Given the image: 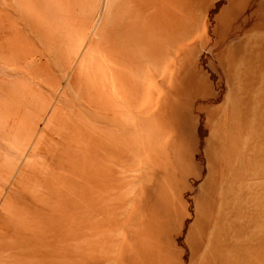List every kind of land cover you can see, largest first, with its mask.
Here are the masks:
<instances>
[{"label":"rangeland","instance_id":"obj_1","mask_svg":"<svg viewBox=\"0 0 264 264\" xmlns=\"http://www.w3.org/2000/svg\"><path fill=\"white\" fill-rule=\"evenodd\" d=\"M33 2L0 0V264L43 226V264H213L237 191L223 253L264 239V0H185L145 57L94 48L119 0Z\"/></svg>","mask_w":264,"mask_h":264},{"label":"crops","instance_id":"obj_2","mask_svg":"<svg viewBox=\"0 0 264 264\" xmlns=\"http://www.w3.org/2000/svg\"><path fill=\"white\" fill-rule=\"evenodd\" d=\"M187 3L185 0H119V3L113 6L111 4L109 7L108 15L100 28L102 30L101 34L99 32L100 40L95 43H98L99 49L102 51L107 50L111 54L118 53L120 57H128L135 53L145 57L146 51H153L151 48L170 46L168 45L170 43L175 44L178 37L181 36L179 29L184 24L182 11ZM237 184H239L238 178L230 181L228 185ZM257 218L258 216L254 220ZM254 220H250L248 216L247 223L255 225ZM257 226L262 228L263 224L259 223ZM253 227L247 229V233L250 235L246 241H238L237 235H235V243L241 247L231 250V262L235 264H264V239L259 238L256 241V239L251 240L250 238L252 233L262 230L256 228L257 231L254 232L252 231ZM260 240L263 241L259 242ZM227 243L221 242L225 245ZM209 246L213 252L216 251L215 255H212L213 264H219L223 257V251H227V249L221 246L220 242L210 243ZM233 252H235V256ZM243 253L252 254V257L240 258Z\"/></svg>","mask_w":264,"mask_h":264},{"label":"bare ground","instance_id":"obj_3","mask_svg":"<svg viewBox=\"0 0 264 264\" xmlns=\"http://www.w3.org/2000/svg\"><path fill=\"white\" fill-rule=\"evenodd\" d=\"M27 1V0H26ZM33 1H36V0H30V5L34 2ZM40 1V0H39ZM46 27V26H45ZM44 27V28H45ZM101 31L100 30V34H101ZM63 34V33H62ZM64 36V35H63ZM152 46V45H151ZM7 47V46H6ZM98 43L94 44V48L96 50V48H98ZM135 48V47H134ZM93 54V53H92ZM21 55V54H20ZM97 58V56H96ZM100 61V60H99ZM96 69V68H95ZM91 73V72H89ZM78 75V74H77ZM81 75V74H80ZM89 75V74H88ZM98 75V74H97ZM86 77V76H85ZM98 77V76H97ZM77 78V77H75ZM82 78V77H81ZM77 80V79H76ZM83 81V80H82ZM84 82V81H83ZM81 83V82H80ZM113 86V85H112ZM117 87V86H116ZM102 88V87H101ZM104 89V88H103ZM86 93V92H85ZM89 94V93H88ZM94 94V93H93ZM101 94V93H100ZM260 96V95H259ZM111 100V99H110ZM114 101V100H113ZM261 103V102H260ZM97 104V107L100 106ZM95 104V106H96ZM113 104V103H112ZM111 105V104H110ZM114 108V107H113ZM114 110V109H113ZM264 111V110H263ZM257 134V133H256ZM255 134V135H256ZM259 135V134H258ZM257 137V136H256ZM257 147V145H256ZM260 148V146L258 147V149ZM263 148V147H262ZM261 148V149H262ZM252 149V148H251ZM257 149V148H256ZM260 149V150H261ZM255 150V149H254ZM259 150V151H260ZM252 151V150H251ZM255 152V151H254ZM260 153V152H259ZM249 155V154H248ZM260 156V155H259ZM253 158H256L255 156ZM259 159V158H258ZM264 161V159H263ZM260 163V162H259ZM255 166V165H254ZM253 166L252 163H249V166H248V170L247 172L248 173H251L253 176H256L255 173H258V171L256 170V168ZM262 166V165H261ZM263 170V169H262ZM258 174H261V173H258ZM244 179V176L243 174H241L240 176H238V181L239 183ZM256 182V181H255ZM20 185V183H19ZM235 185H230L229 186V189L231 190ZM33 187V186H32ZM238 187V190L240 188V185L238 184L237 185ZM228 199H229V203H228ZM235 200H238V191L237 193H231L229 195V197H227V205H226V209H225V217H224V223H223V227H222V230H224V236L226 237L225 240L222 241V236H221V241L222 242H227L228 239H229V234H230V230H231V221L232 219L235 217V214L238 215V213H240V209L238 208L237 206V212L234 213V211H232V208H231V204L233 201ZM22 210V209H21ZM77 211V210H76ZM241 214L243 215V211H241ZM24 215V214H23ZM18 219V221H22V214L20 215V213L17 214V216L15 217ZM255 219V218H254ZM258 219V218H257ZM256 219V220H257ZM42 220L45 221L44 217H42ZM259 223H255V226L257 227ZM245 228H247V224H238L237 227H236V231H237V238H238V241H246L242 238V231H243V234H244V230ZM244 229V230H243ZM49 230H47V227H44L42 228V233H37L34 229H32V227L28 228L27 231H25V233L23 234V236L20 238L18 237L17 239L15 240H11V242L9 243L10 245L12 246H20V249H21V254L22 255H28V261H25V258L24 260L17 257L15 260H13V263L12 264H43L42 263V260L38 257V255H36V252L34 249H28L27 246H26V243H30L31 245H33L36 249H45V248H48L50 254L56 258L57 256H59V253H60V256L62 257H66L67 254H69L71 252V249L69 248H59L56 246L55 242L54 244H51V242L48 240V236L46 235H49ZM259 232H255L254 234H252L250 236L251 240H255L258 241L259 239V235H258ZM13 234V232H12ZM17 234V233H16ZM264 236V235H263ZM38 237V238H36ZM247 238V237H246ZM7 241V240H6ZM263 240H260L259 242H262ZM223 247H228V245H225L223 244ZM230 248V247H229ZM33 251V252H32ZM233 255L235 256V252H233ZM233 256V257H234ZM69 257V255H68ZM240 257H249L251 258L252 257V254H244V255H240ZM232 258V252H231V249H229V252H227L226 254L223 253V257L222 259H224L225 261H230V259ZM255 258H257L255 256Z\"/></svg>","mask_w":264,"mask_h":264}]
</instances>
